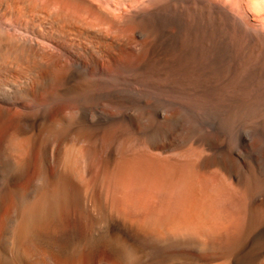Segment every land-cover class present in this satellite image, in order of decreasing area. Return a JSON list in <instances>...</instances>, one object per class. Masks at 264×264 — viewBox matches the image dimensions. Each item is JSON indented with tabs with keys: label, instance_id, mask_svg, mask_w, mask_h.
I'll list each match as a JSON object with an SVG mask.
<instances>
[{
	"label": "bare ground",
	"instance_id": "1",
	"mask_svg": "<svg viewBox=\"0 0 264 264\" xmlns=\"http://www.w3.org/2000/svg\"><path fill=\"white\" fill-rule=\"evenodd\" d=\"M263 56L264 0H0V264H264V170L184 126Z\"/></svg>",
	"mask_w": 264,
	"mask_h": 264
},
{
	"label": "rangeland",
	"instance_id": "2",
	"mask_svg": "<svg viewBox=\"0 0 264 264\" xmlns=\"http://www.w3.org/2000/svg\"><path fill=\"white\" fill-rule=\"evenodd\" d=\"M217 71H218V77H216V78H218L217 79V85L219 86V88H218V94H217V96H219V94H220V98H218L217 96L216 97H214L213 99H212V97H207V98H203L202 99V101H200L199 99L197 100H192V98H194V94H190L191 92H187L186 90H184V94L186 93V95H194L192 98H188V97H186V96H184L185 98H188V99H184V126H187V125H190V124H192V125H190L193 129H194V131L192 132V134H197V135H200V136H202V137H205V138H212V140H216V141H221L222 142V140H223V143H225L227 146H228V149H229V151H231L233 154H235V155H237L238 157H239V159H238V161L239 162H242V161H245V162H251V163H253V161H254V165H258L260 168H262L263 170H264V112L262 113L261 111H262V109H263V111H264V106H263V103H264V94H262V92L264 93V56H263V59H261V61H259L258 63H257V65L253 68V70L251 71V73L249 74V75H246L244 78H241V79H238L236 82L235 81H232V80H227V78L225 79V77H223L222 75L224 74V72H226V67H224V66H222V65H219V67L217 68ZM221 76V77H220ZM261 78V79H260ZM220 79V80H219ZM225 79V80H224ZM224 80V81H223ZM248 81V82H247ZM223 82L225 83V85L223 84ZM234 82V83H233ZM246 82V83H245ZM251 82V83H250ZM205 83H207V82H205ZM242 83V84H241ZM250 85V86H247V85ZM260 84V85H259ZM254 85H255V87H254ZM200 86L202 87V86H204L205 87V84L203 83V82H201V84H200ZM226 86V87H225ZM230 88H228V87ZM231 86V87H230ZM239 86V87H238ZM247 87V88H244V87ZM232 87H237V88H233L232 90H231V88ZM242 89H241V88ZM259 87V88H258ZM221 88V89H220ZM224 90H223V89ZM225 88H226V90H225ZM241 89V91H240V89ZM252 88V89H251ZM257 88V89H256ZM219 89H220V91H219ZM227 89H228V92H222V90L223 91H227ZM244 89V90H243ZM245 89H246V91H245ZM229 90H231V91H229ZM235 90H237V91H235ZM251 91H256V93H257V91H259L257 94L255 93V92H251ZM145 92V91H144ZM157 91H154L153 90V92H151V94H152V96H153V99H152V101L155 103V104H157V105H155V109H157L158 111H159V109H160V105L162 104L163 105V101H162V98H163V96H162V98H159L160 96H161V94L158 92V93H156ZM230 92V93H229ZM250 92V93H249ZM156 95H155V94ZM226 95H225V94ZM232 93H234V95L232 94ZM252 93V94H251ZM257 96L258 94H259V97H260V99H259V97L258 98H256L255 97V95ZM157 94L159 95V96H157ZM164 94V93H163ZM162 94V95H163ZM222 94H224V95H222ZM241 94H242V96H241ZM243 94H246V95H249L250 94V96H247L246 97V95H243ZM262 94V95H261ZM237 95V96H236ZM252 95V96H251ZM189 96V97H190ZM208 96V95H207ZM241 96V97H240ZM222 97H223V100H222ZM225 97V98H224ZM231 97V98H230ZM243 97H244V99H243ZM155 98V99H154ZM216 98V99H215ZM238 98H240V99H238ZM249 100H248V99ZM207 99H208V101H207ZM209 99H211V100H209ZM220 99V100H219ZM235 99V100H234ZM248 100V101H246V100ZM255 99V103H256V99H257V102H261L260 104L259 103H253V100ZM159 100V101H158ZM162 101V103H161V101ZM206 100V101H205ZM217 100V101H216ZM227 100V101H226ZM230 100V102H228ZM241 100V101H240ZM244 100V101H243ZM194 103H193V102ZM198 101V102H197ZM216 101V102H215ZM246 101V102H245ZM250 101H252V103L251 104H249L250 103ZM160 104H159V103ZM188 102V103H187ZM191 102V105L189 104ZM205 102V103H204ZM217 103L218 104V102H219V106L217 105V104H215V103ZM235 102H237V103H235ZM240 102H242V103H240ZM244 102H245V104H244ZM263 102V103H262ZM228 105H227V104ZM240 103V104H239ZM248 103V105H249V107H248V105H246ZM193 104H195V105H193ZM200 104H202V105H206V108L205 109H207V110H205L202 106L200 107V105L198 106V105ZM210 104V105H209ZM222 104H224V105H222ZM236 104H238V105H242V106H239L238 107V105H236ZM253 104H255V105H253ZM258 104V105H257ZM262 104V105H261ZM188 105V106H187ZM197 105V106H196ZM216 105L218 106L217 108H216ZM221 105H222V107H221ZM251 105H252V107H251ZM160 106V107H159ZM263 106V107H262ZM205 107V106H204ZM224 107V108H223ZM227 107H229V108H227ZM237 107V110L236 109H234V108H236ZM247 107V109H244V108H246ZM256 107V108H255ZM199 108V109H198ZM203 108V109H202ZM222 108H223V110H226L225 112L226 113H224V111L222 112ZM232 108V109H231ZM238 108H240V109H238ZM244 110H243V109ZM249 108V109H248ZM260 108V109H259ZM231 111H230V110ZM242 109V110H241ZM253 109H255V111L253 110ZM259 109V110H258ZM196 110V111H195ZM212 110V111H211ZM221 110V111H220ZM254 112H257V111H259V112H257V114L256 113H254ZM257 110V111H256ZM204 111H205V113H204ZM229 111H230V113H229ZM207 112V113H206ZM236 112H238V113H236ZM240 112V113H239ZM252 112V113H251ZM261 112V113H260ZM223 113V114H222ZM236 113V114H235ZM254 113V114H253ZM231 114V115H230ZM234 114L235 115H237V116H239V114H240V116H239V119H238V117H234ZM246 114V115H245ZM251 114V118L249 117V115ZM260 114H261V116H260ZM243 115H244V117H243ZM256 115V116H255ZM250 118H248V117ZM259 118H258V117ZM230 117H232V118H230ZM242 117L244 118L243 120H242ZM256 117V118H255ZM179 118V120H177ZM224 118V119H223ZM233 118H234V120H233ZM236 118H237V122H236ZM191 119V120H190ZM247 119V120H246ZM256 119V120H255ZM172 120H174V121H172ZM171 120V125H174V123L176 122V124L175 125H178V124H181L182 123V121H181V118L180 117H176V118H174V119H172ZM187 120H189V121H187ZM232 120V121H231ZM255 120V121H254ZM177 121H179V123L177 122ZM187 121V122H186ZM228 121V122H227ZM234 121V122H233ZM238 121H240V122H238ZM246 121V122H245ZM253 121V122H252ZM190 124H189V123ZM229 122H230V124H229ZM234 124H233V123ZM236 122V123H235ZM249 122V123H248ZM252 122V123H251ZM239 123V124H238ZM243 123V124H242ZM233 124V126L231 127V125ZM247 124H249L248 126H247ZM227 127H226V126ZM244 125H246V126H244ZM214 126V127H213ZM221 129H220V128ZM200 128V129H199ZM215 128V129H214ZM239 130H238V129ZM197 132H196V131ZM214 130V131H213ZM217 130H218V132H217ZM222 130V131H221ZM225 130H226V132H225ZM211 131V132H210ZM216 131V134L214 135V132ZM235 131V132H234ZM210 132V133H209ZM223 132V133H222ZM233 132V133H232ZM211 133H213V134H211ZM221 133V134H220ZM202 134H204V135H202ZM210 134V135H209ZM224 134L226 135V137L224 136ZM220 135V136H219ZM222 136V137H221ZM219 137H221V139L219 140ZM255 137V138H254ZM215 138V139H214ZM224 138V139H223ZM258 141H257V140ZM225 140V141H224ZM250 140V141H249ZM250 142V143H249ZM263 142V143H262ZM246 145V147L244 148L243 146H245ZM248 144H250V145H248ZM258 144V145H257ZM231 145V146H230ZM253 147H252V146ZM237 147V148H236ZM241 147H243V148H241ZM252 147V148H251ZM257 147V148H256ZM251 149H252V151H251ZM255 149V150H254ZM260 150V151H256V150ZM244 150H245V152H244ZM249 150V151H248ZM247 151V152H246ZM263 152V153H262ZM248 153V154H247ZM253 153V154H252ZM244 155V156H243ZM248 155H251V156H248ZM259 155V156H258ZM247 158H246V157ZM257 157V158H256ZM244 158V159H243ZM251 158V159H250ZM257 163H256V162ZM263 165V166H262ZM187 172V171H186ZM186 175H187V177H186ZM186 175H184V177L186 178V180L184 179V181L188 184H186L185 183V185L187 186V188L189 187L190 189H192V192L194 193V191H195V195H202V194H204L205 193V191H207V187H208V185L209 184H201V185H199L198 183H197V180H198V178H199V176L196 174V173H194L193 174V172H187V174ZM194 175H196V176H194ZM195 177V178H192V177ZM198 177V178H197ZM203 187V188H202ZM202 189V190H201ZM197 191V192H196Z\"/></svg>",
	"mask_w": 264,
	"mask_h": 264
}]
</instances>
